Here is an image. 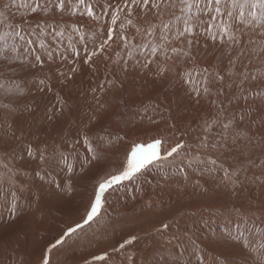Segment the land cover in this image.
Returning a JSON list of instances; mask_svg holds the SVG:
<instances>
[{
    "label": "rangeland",
    "instance_id": "rangeland-1",
    "mask_svg": "<svg viewBox=\"0 0 264 264\" xmlns=\"http://www.w3.org/2000/svg\"><path fill=\"white\" fill-rule=\"evenodd\" d=\"M28 2L29 0H25V3ZM120 2L121 0H86V3L94 5L96 19L84 14L83 6L76 8L75 15H70L67 12L62 18L57 15L56 18L61 21L60 26L66 29L63 37H57L53 41L47 35V32L41 37L44 39L48 50L52 51V55L49 56L48 51L39 48V41L37 40L33 48L41 56L42 63L34 64V56H30L28 61L24 62L23 67H14L9 70V75L13 79L0 78V157L11 159L8 157L10 152L7 148H12L18 152L23 147L24 153L22 157L14 154L16 158L12 157L13 159H11L14 162L16 172L14 177L0 167V264L38 263L37 261L45 255L47 247L69 225L75 226V223L72 222L73 217L86 208L90 201L94 200V192L99 183L93 174L96 162L85 166L86 162L83 163L81 157L84 154L83 152L87 150L81 139V133L87 130L86 126L90 124L93 118H95V122L91 124L93 133L111 134L102 143L96 141L94 135L92 137L95 141L92 145L96 149L95 153L102 152L101 155L99 153L101 159L104 157L105 149L116 144L115 138L118 133L132 134L144 133L159 128L175 130L178 128V131L199 135L201 124L206 119L211 118L213 113L217 111V106L212 103L213 100L217 99L224 100L230 111L235 110L237 122H239L241 110L251 112V117L246 119L241 127H251L257 140L260 133L264 131V126L260 124V119L264 118V105L260 104L259 99L264 97V87H255L254 92L250 89L249 95L253 96V99H250L247 103L242 100L239 106L227 104V95L230 91H236L235 89L229 90L225 87L224 92L226 95L217 97L216 90L219 85L209 83V94L205 96L203 93L204 73L202 70L204 68L209 69L208 78L210 81L214 80L212 74L218 70L221 75H224L225 83L228 81L226 75L228 60L230 59L226 51L228 44L221 43L222 40L226 41L227 37L218 36L216 41L208 37L206 29L209 23H213L210 16L201 13L198 14V20H192L188 13L181 11V0H172L171 3L165 0V3L161 4V8L164 9L163 15L159 18L154 16L151 11L145 14V11H142L140 7H133L134 24L139 25L142 30H154V35L142 36L138 34L135 27L127 24L124 14L120 15L116 25L112 24V8ZM3 3L4 0H0V6ZM19 3L20 0H17V4ZM75 3L76 0H71V3H66V7L70 8ZM25 11L26 9L13 8L12 12L15 13V16L11 22L19 23L20 14ZM125 12H127V9H125ZM11 14L9 13V15ZM193 15L197 14L193 12ZM185 18H188L190 24L194 25L193 35L190 37L193 41L190 49L183 38L180 40L174 38L177 31L183 30ZM27 19L31 22L35 32L39 33L40 29L36 26L37 23H42L48 18L37 13L28 16ZM122 21L125 23L124 34L131 42L127 50L133 51L134 55V58L129 60L126 72L122 70L121 66L112 62L117 59L116 52H120L121 56L126 58L125 52L127 50L122 48L124 41L117 42L116 40V33L121 31L119 24ZM161 22L167 23L171 28V32L167 34L168 40L161 41L159 38ZM150 25L153 27L150 28ZM110 27L114 30L113 40L109 41L112 47L107 53L111 59H105L101 55L93 57L92 61L85 64L83 61L86 55L97 46L101 36L104 39L107 38ZM24 28L27 35L28 25L25 24ZM0 31H7V29L0 26ZM48 31H51V29H48ZM212 32L218 34L219 28L214 25ZM257 32L258 30L254 32L251 28L247 29L244 39L248 40L251 37L259 40L260 37ZM30 38L36 39L35 36ZM148 41H151V44L144 48L143 45ZM154 44H163L168 49V54L172 56V60L167 62L171 70L165 72L162 76L155 75V65H150L149 69H143L137 63V59L140 63H143L145 57L150 56V48ZM172 46L190 51V56L183 57L182 55L172 54L170 51ZM73 49L78 55L73 54ZM141 49H143L144 56L140 55ZM232 55H235V50H233ZM153 59H161V57L158 54ZM173 61H175V64H173ZM12 63L20 64L21 62L14 61ZM61 64H65L64 70L56 71V85H61V83L65 85L70 82L73 83L72 86L77 87L72 90L73 93L70 96L75 105L70 106L71 108L67 113L68 119L61 113L62 111L54 112L53 122L58 120L57 123H62L63 127L60 130L56 128L57 134H51L54 138L48 139L46 137L47 143L41 145V147L40 144L42 143L37 139L35 145H32L34 153L30 157L26 149L31 143L28 141V144L18 137L21 133H36V122L33 118L30 125L26 124V117H34L38 109V104L32 103V98L36 97L39 89V87H35L36 81L39 79L41 70L43 71L42 76L44 75L46 80V78H49V71ZM70 68H76V71L70 72ZM197 73H200V75H197ZM65 74L67 76L79 74L82 78H80L81 80L72 78L73 81L71 79L68 81ZM17 77L21 78L17 79ZM190 79L194 83H186ZM113 80H115L114 85L108 83ZM24 81L26 82L23 83ZM17 84L23 89L22 92L17 89ZM102 84L103 89L100 88ZM90 88L91 90L88 91ZM196 88L201 91L199 97L194 91ZM49 90L47 91L49 92ZM9 98H15V102L11 104V108L14 110L8 115L6 121L5 112L7 110L4 105L8 103ZM23 101L29 103L32 101L30 104L33 108H29V111H27L28 108L25 107L27 108L25 112L20 114L19 107H22L23 103L21 102ZM149 105L156 108V112L153 113L149 110L145 114V119L141 121L137 114L144 113L145 106ZM250 105L252 106L249 107ZM80 108L83 109L77 111ZM147 116H153L159 123L150 124ZM199 120L201 121L199 122ZM9 125H11V128ZM16 139H21L23 142H18ZM109 140L111 143H108ZM41 152L45 156L44 160L39 159ZM91 155L90 153L89 160ZM256 155H259L258 150ZM256 163L259 164V159L256 160ZM69 165H71V168H69ZM262 175H264V170L250 167L246 172L240 174L238 178L240 182L235 185L221 183L217 177H221L222 173H215L216 178L213 177L211 180H195L191 184L195 186H191L193 198L187 197L185 199L189 207L185 206V209H182L185 213L180 217L195 216L198 219L195 221L188 220V226L194 229L199 228V225L212 224L218 229V233L214 237L208 236L207 240L212 242L208 243L207 241L206 244L203 241L200 243V251L205 254L200 257L196 254L194 256L188 254L183 257L176 255L177 262L172 261L169 256L171 247H173V250L182 251L178 248L182 245V239L188 238L191 233L187 231L188 227L185 229L180 224L178 226L174 224L177 227L175 231L171 232L168 228L164 231L163 226L162 228H156V231L165 232L164 238L160 239V245L162 246V255L166 260L161 264H198V261H202L203 264H255L260 259V254L264 249L250 251L249 248L244 247V244L247 243L250 247L264 244V183L261 182ZM113 186L109 190L116 188L118 184ZM155 188V186L140 188L138 192L133 191L132 193L120 191L114 196L107 190L101 198L102 207L104 205L106 209H112L115 212V209H123V207H127L126 205L136 203L137 198L143 200L146 197H149L150 202L153 204V197L156 194L152 195L151 192L157 191V188ZM142 197L143 199H141ZM194 207L196 208L194 209ZM190 208L193 210H190ZM189 211H192V213ZM199 211L201 214H195ZM169 212L170 210L166 213L169 214ZM148 214V224L145 220L147 226L157 219L151 213ZM102 223L105 224V222L95 223L93 227L85 225L82 230H78L71 238H68L66 243L53 249L49 254L53 264L55 261V264H123V262L124 264H143V257L138 256L139 258L135 259L134 256H131V260H133L131 261L127 255L125 258L121 254L123 251H128L135 241L141 240L135 234L133 236L137 239L121 250V253L112 250L110 252L105 251L103 254L90 255L89 252L98 248L101 249L100 247L103 244H107L111 240L114 247H118L121 242L132 236L121 237V239L119 235L125 233L123 232L125 228H119L118 225V228H111L110 234L105 233L103 238V235L100 234L103 228ZM153 233L155 231L148 234ZM178 238L179 240L175 241ZM191 241L190 236L189 242H183L184 245L190 246ZM113 252L121 254V258L117 257V260H115L116 258L107 259L104 262L95 259L96 256L110 255ZM158 261L160 260L157 258Z\"/></svg>",
    "mask_w": 264,
    "mask_h": 264
},
{
    "label": "snow or ice",
    "instance_id": "snow-or-ice-1",
    "mask_svg": "<svg viewBox=\"0 0 264 264\" xmlns=\"http://www.w3.org/2000/svg\"><path fill=\"white\" fill-rule=\"evenodd\" d=\"M171 3L172 0H167ZM66 3H71V0H29L25 3V0H20L17 4V0H4L2 6H0V26L7 29V31H0V78L13 79L9 75V70L14 67H23L24 62L28 61L30 56H34V64H41V56L35 52L33 45L39 41L38 47L48 51V55H52V51L48 50L44 39L41 37L47 32V35L52 38L53 41L57 37H63L65 28L61 27V21L56 17L61 18L65 12L70 15L76 14V8L83 6L84 14L88 17L96 19L94 16V5L86 3V0H76L75 4L66 7ZM165 3V0H121L115 7L112 8L111 21L113 25L117 24L120 19V15L124 14V18L128 25H132L137 29L138 34L142 36L154 35V30L141 29L139 25L133 22V7H140L142 11L147 14L151 11L157 18L163 15L164 9L161 8V4ZM181 11L188 13V16L192 20H198L199 15L210 16L213 23H209L206 29L208 37L213 41L218 39V36H226V41L221 43H227V54L230 56L228 60V67L226 69V75L228 77L227 83H225L224 75L218 70L212 75L214 80H209V69L204 68L202 71L203 76V93L208 95L210 89L209 83H217L219 87L216 90L217 97L226 95L224 88L229 90L235 89L236 91L227 95L228 105L239 106L243 100L247 103L253 96L249 95V90L254 92L255 87H264V0H181ZM150 6V7H149ZM111 7V5H110ZM13 8L26 9L25 12L20 14V22H11L15 16L12 12ZM127 9V12H125ZM154 10V11H153ZM195 12L197 15H193ZM9 13H12L9 15ZM39 13L43 17H47L42 23H37L39 27V33L35 32L31 22L27 19L32 14ZM28 25L27 35L25 34L24 25ZM219 28V33H213V27ZM121 31L116 33V40L124 41L122 48L127 50L130 45V41L124 34L125 23L122 21L119 24ZM153 27L150 25V28ZM194 25L190 24L189 19L185 18L184 27L182 31H177L174 34V38L180 40L183 38L188 48L192 46V39ZM251 28L260 37L259 40L254 38L244 39L246 30ZM51 29V31H48ZM171 32V28L167 23L161 22L160 27V40H168V33ZM114 30L108 29L107 38L102 36L99 43L93 50L86 55L84 63L88 64L92 61L93 57L103 55L105 59H111L107 54L112 45L109 41L113 40ZM35 36L36 39L30 37ZM151 44V41L144 44L143 47L147 48ZM235 50V55H232ZM58 51V50H57ZM172 54L182 55L183 57L190 56V51L181 50L172 46L170 48ZM73 54L78 53L73 49ZM161 57V59H153V57ZM140 55L144 56L143 49L140 50ZM125 56H121L120 52H116L117 59L112 62L122 67L123 71H127L129 60L134 58L133 51L127 50ZM172 60V56L168 54V49L163 44H154L150 48V56L145 57L143 63L137 59V63L143 69H149L150 65H155V75L162 76L165 72L170 71L168 61ZM20 61V64H14L12 62ZM175 64V61H173ZM76 68H72L70 72H75ZM63 75V74H62ZM200 75V73H197ZM21 77H17L19 79ZM71 75H68L66 79H71ZM109 84H115V80L109 81ZM186 83H194L193 80H188ZM17 89L22 92L23 89L17 84ZM103 84L100 88L103 89ZM197 97L201 95L199 88L194 89ZM260 104L264 105V97H260ZM15 102V98H9L8 103L4 105L5 120L7 121L8 115L14 110L11 108V104ZM213 105L217 106V111L213 113V116L206 119L200 126L199 135L197 137L198 143L195 151H190V145L186 140H179L175 143H169L166 138L157 137L153 138L151 142L145 144H136L130 151V154L126 157V165L121 169H118L116 173L110 174L108 178L98 183V188L94 192V200L89 202V205L85 208V214L81 217L80 221L75 223V226L69 225L63 233L55 239L54 242L47 247L45 255L42 258L41 264H50V253L53 249L66 243L68 238L76 233L78 230H82L85 225L91 226L95 223L100 216L102 210L101 198L102 195L113 185L120 184L123 181L132 182L138 180L140 175L149 167L155 166L159 171H164L168 167H176L178 171L184 174V178L187 179L186 169L193 171L199 170L207 173H222L220 179L221 183L237 184L239 183V176L242 172H246L250 167L260 168L264 170V131L260 133L259 139H256L255 133L251 127L243 128L241 125L246 119L251 117V112L245 110L240 111L239 122H237L235 110H229L225 105L224 100H213ZM250 105L249 107H251ZM151 110L156 112V108L145 106L144 113H138L139 119L142 121L145 119V114ZM57 111H61L57 109ZM55 117L50 116V119ZM147 120L150 124H158L159 121L153 116H147ZM95 122V118L90 121V124L86 126L87 130L81 133V139L87 151L91 153V159L86 162L91 164L98 160V157L93 148L92 137L95 136L96 141L101 143L105 141L107 136L111 134H101L100 132L93 133L91 130V124ZM261 126H264V118L260 119ZM11 128V125H9ZM174 127V125H173ZM174 139V138H173ZM111 143V141H108ZM257 150L259 155H256ZM26 151L28 155L33 156L34 149L29 146ZM177 158L181 159V164H176ZM39 159L44 160L45 156L41 152ZM259 159V164L256 160ZM0 167L5 169L8 173H11L14 177L16 172L14 170V162L11 159H4L0 157ZM71 168V165H69ZM167 177H165L166 179ZM261 182L264 183V175L261 177ZM13 212V216H14ZM164 229L168 228L167 224L163 225ZM137 239L135 236H130L119 244L118 247H114V252H120L125 249L127 245H131L133 241ZM245 248H249L250 251H257L258 249H264V244H260L256 247H250L249 244H244ZM96 260L104 262L109 259L108 255H99L95 257ZM131 259V257H129ZM198 264H203L202 261H198ZM255 264H264V251L260 254V259Z\"/></svg>",
    "mask_w": 264,
    "mask_h": 264
},
{
    "label": "bare ground",
    "instance_id": "bare-ground-1",
    "mask_svg": "<svg viewBox=\"0 0 264 264\" xmlns=\"http://www.w3.org/2000/svg\"><path fill=\"white\" fill-rule=\"evenodd\" d=\"M64 65L65 64H61L54 69L51 68L52 70L49 71L50 72V74L48 76L49 78H46V80H45L44 75L42 76L43 71L41 70V73L39 75V79H38V81H36V85L34 84L35 87L37 86V88L39 87V89H38V92L36 93L37 94L36 97L34 96V98H32L33 102L32 101L31 102L34 103L35 105L38 104V109H37L36 115L34 117L32 116L30 118L27 116L26 117L27 122H26V119H25V122L27 125L28 124L30 125L31 119L33 118L36 122L35 123L36 133H21V134L17 133V134H20V136L18 138L23 139V141H25L26 143H28V141H29L31 143V144L28 143L30 146L35 145V143L37 142V139L42 143V144H40V147H41V145L43 146V144L47 143L46 137H48V139L54 138L53 136H51V134L52 133L57 134L56 128H57V130H60L63 126H62V123H57L58 120H57V122H53L54 118L50 119L49 117L54 112L56 113L57 109H60L62 111L61 113L64 114L65 117L68 119L67 113H68L69 109L71 108L70 106L75 105V102H72L70 96L73 93L72 90L77 88V87L72 86L73 83H70V82H68L65 85L63 83H61V85H56V82H57L56 71L60 72V71L64 70ZM54 71H55V73H54ZM78 75L76 74V76L73 75L71 77L72 78H78V79L82 78L81 75H79L80 77ZM65 76H67V75L65 74ZM72 78H71V80H72ZM69 80L70 79H68V81ZM25 82L26 81H24L23 83H25ZM89 85H91V84H89ZM93 86H95V85H93ZM23 87H24V85H23ZM48 89H50L49 92L47 91ZM90 90H91V88L88 91H90ZM80 100L82 101L83 99H80ZM26 101H27V99H26ZM26 101L21 102V103H23V105H22V107H19L20 108L19 110L21 111L20 114L25 112V110L27 108H28L27 111H29V108L30 109L33 108V106L30 104L31 102L29 103ZM83 103H85V102H83ZM79 105H80V103H79ZM23 107L24 108L27 107V108L24 109ZM82 109L81 108L77 109V111H81ZM200 121L201 120H199V122ZM29 127H31V126H29ZM177 129L175 130V129L159 128V129H154L151 131L147 130L148 132H144V133H142V132L141 133H132V134H130V133H118V136L115 138L116 144L105 149V154H104V157H102V159L100 158V155L102 152L100 153V151H99L100 155H99V153L96 154L98 157V160L95 161L96 166H95V172L93 174L96 176V178L98 179L99 182L104 180L105 178H108L110 176V174L116 173L118 169H121L122 167L125 166L126 157L128 154H130V151H131L133 146H135L136 144H145L146 145L147 143L151 142V140L153 138H157V137L166 138L169 141V143H175L176 141H179L181 139L186 140L188 142V144L190 145L189 150L195 151L196 145L198 143V142H196L198 135L190 134L189 132L186 133L185 131H178ZM2 138H4V137H2ZM15 138H16V136H15ZM21 139H19V140L16 139V140L18 142H20V141H22ZM103 147H105V146H103ZM7 150H9V152H10V153H8V157L11 159H13L15 157L14 154H17L20 157H22V155H24L23 147L18 152L14 151L12 148H7ZM83 153L84 154H82L83 156H81V157L83 158V163H84V161L87 162V160H89L90 153L88 154L87 150L84 151ZM176 164H181L180 158H177ZM181 166H184V165L181 164ZM186 171H187V179L184 178V174L180 173L176 167H168L164 171H159L155 166H149L140 175L138 180H135L132 182L123 181L120 184H118V186L116 188H113L110 190L108 189L110 191V193L113 194V196H114V194H117L120 191H122V192L124 191L123 193H127V192L132 193L133 191L138 192L140 188L153 187V186H155L157 188V191L154 190L155 191L154 193L151 192L152 195L156 194L153 197L154 198L153 204L150 202L149 197H146L144 199L142 197L141 199H143V200H140V198L139 199L137 198V200L135 201L136 203H134L132 205H126L127 207H125V208L123 207V209L122 208L115 209V212L112 211V209L111 210H108V208L106 209L103 205L100 216L98 217L97 221L95 222L97 224L101 223V222H105V224L102 223L103 228H102L101 233H100L103 235L102 237L104 238L105 233L110 234V230H112L111 228L117 227L119 225L120 226L119 228H125L123 230V232H125V233H123V235L120 234L119 235L120 238L125 237V236H130V235L133 236V234L138 235L141 238L140 241L139 240H138V242L135 241L132 244V247H129L128 251H123L122 253L120 252L121 254H123L125 256V258H126V255H127L128 259L131 256H134L135 259H138L139 258L138 256H140V257H143V259H144L143 264H156V263L161 264V263H164V261L166 260V258H164L162 255V252H161L162 246L160 245L161 244L160 239L163 237L165 232L162 233V231H158V230L156 231V228L157 229L162 228V226L164 224H168V222L171 221L170 224L168 225V230L170 229L169 232L175 231L178 224H180L185 229L188 227L187 231L191 232L188 235V238L185 237L181 241L182 245H180V247L178 249H182V251L181 250H178V251L173 250V247H171V251H170L171 253L169 256L171 257L172 261L178 262V259L175 258L176 255H180L183 257L184 255H188V254H192L193 256L196 254L200 257L201 255L205 254L203 251L202 252L200 251V248H201L200 243H202L203 241H205L206 244H207V241H208V243L212 242V241L207 240L208 236L214 237L215 234L218 233V229L212 224H206L204 226H200L198 224L199 228L193 229L190 226H188L189 225L188 220L191 219V220L195 221L198 218L196 219L195 216H191V215L188 217H183V218H181L180 216L182 214L184 215V213H185L184 210H182V209H185V206L189 207V205L187 204V200H185V199L187 197L193 198L191 190H192V187H195V186H194V184L193 185H191V184L194 183L195 180H201V181H204V180L207 181L208 179L211 180V178L215 177V173L201 172L199 170L193 171L191 169H186ZM165 177H167V178L165 179ZM206 185H207V183H206ZM190 196H192V197H190ZM122 199H124V198H122ZM191 200L193 201V199H191ZM211 202H213V201H211ZM195 208L196 207H194V209ZM168 210H170L169 214L166 213ZM187 210H189V208H187ZM190 210H193V209L190 208ZM189 212L192 213V211H189ZM148 213H151L153 216L157 217L156 221L152 222L151 225H149V226H147L145 224V220H147V224L149 221V219H148L149 214ZM196 213H197V215L201 214L200 211H199V213L195 212V214ZM84 214H85V208L73 217L72 222L76 223L77 221H80L81 217ZM95 223H92L90 227H93ZM174 224L177 226H175ZM154 228H155V230H153ZM154 231H155V233L150 234V235L148 234L149 232H154ZM164 231H165V229H164ZM190 236L192 238L190 246H192V247L184 245V242L187 243L190 241ZM178 240H179V238L175 241H178ZM111 241L107 244H103L100 247L102 250L98 248L95 251L89 252V254L90 255H92V254L95 255V254H99V253L103 254V252H105V251H107V252L112 251L114 248V243ZM129 250H131V252H129ZM121 254H117V253L113 252L110 255H108V257H109V259L116 258L115 260H117V257L121 258ZM208 257H209V255H208ZM157 258L160 261L157 262ZM51 260L52 259L50 258V264H53V262ZM131 261H133V260H131ZM37 262L38 263H35V264H41L42 258L39 259ZM55 263H56V261H55ZM29 264H31V263H29ZM123 264H124V262H123Z\"/></svg>",
    "mask_w": 264,
    "mask_h": 264
}]
</instances>
